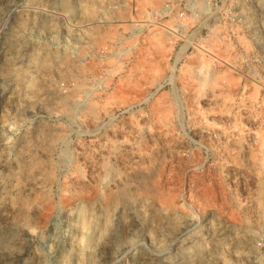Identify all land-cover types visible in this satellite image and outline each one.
Here are the masks:
<instances>
[{
    "label": "rangeland",
    "instance_id": "rangeland-1",
    "mask_svg": "<svg viewBox=\"0 0 264 264\" xmlns=\"http://www.w3.org/2000/svg\"><path fill=\"white\" fill-rule=\"evenodd\" d=\"M81 205L82 264H264V0H0V264Z\"/></svg>",
    "mask_w": 264,
    "mask_h": 264
},
{
    "label": "bare ground",
    "instance_id": "bare-ground-1",
    "mask_svg": "<svg viewBox=\"0 0 264 264\" xmlns=\"http://www.w3.org/2000/svg\"><path fill=\"white\" fill-rule=\"evenodd\" d=\"M67 8V7H66ZM24 87V86H23ZM81 206H83V205H81ZM86 206V205H85ZM86 210V209H85ZM85 210H84V206L83 207H81V208H79V213H78V215H77V217H78V225H79V230H80V232H81V235H82V237H81V239L80 240H78L79 242H77L78 243V248H79V253H78V255H77V260H78V263L77 264H82V263H80L82 260H84L83 258H84V256H85V253H86V248H87V245L89 244L87 241H86V236H87V229H86V227H87V225H86V223L88 222L87 221V215H86V213L87 212H85ZM175 221V220H174ZM178 221V220H177ZM88 228V227H87ZM88 240H89V238H88ZM77 246V245H76ZM77 248V249H78ZM88 249V248H87ZM77 251V250H76ZM88 251V250H87ZM76 253V254H77ZM87 253H89V252H87ZM88 255V254H87Z\"/></svg>",
    "mask_w": 264,
    "mask_h": 264
},
{
    "label": "built area",
    "instance_id": "built-area-1",
    "mask_svg": "<svg viewBox=\"0 0 264 264\" xmlns=\"http://www.w3.org/2000/svg\"><path fill=\"white\" fill-rule=\"evenodd\" d=\"M164 8L166 9L167 8V6H165V7H163V9H161L160 11H164ZM156 13V12H155ZM183 16H184V13L183 12H181V13H179L178 14V19H182L183 18ZM182 24H181V22L180 21H178L177 23H173V24H171V25H169V26H164V29H165V31L167 32V33H170V34H178L179 33V31H181L182 30ZM185 52V51H184ZM258 56V55H257ZM259 57V56H258ZM241 74H242V72H241ZM242 76H243V74H242ZM251 78V79H250ZM250 78H245V81H247V82H253L252 81V77H250ZM243 80V79H242ZM241 80V81H242ZM243 82V81H242Z\"/></svg>",
    "mask_w": 264,
    "mask_h": 264
}]
</instances>
